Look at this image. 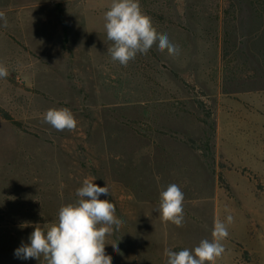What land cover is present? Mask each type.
<instances>
[{
	"label": "rangeland",
	"instance_id": "obj_1",
	"mask_svg": "<svg viewBox=\"0 0 264 264\" xmlns=\"http://www.w3.org/2000/svg\"><path fill=\"white\" fill-rule=\"evenodd\" d=\"M111 3L0 0V264H42L14 251L92 177L124 222L106 238L112 264H167L228 214L216 264H264V16L248 0H140L180 51L154 45L124 67L107 51ZM62 107L74 131L43 121ZM173 183L182 227L157 211Z\"/></svg>",
	"mask_w": 264,
	"mask_h": 264
},
{
	"label": "clouds",
	"instance_id": "obj_2",
	"mask_svg": "<svg viewBox=\"0 0 264 264\" xmlns=\"http://www.w3.org/2000/svg\"><path fill=\"white\" fill-rule=\"evenodd\" d=\"M3 27L8 26L7 15L0 11ZM107 39L112 42L107 49L113 61L127 67L138 54L146 55L155 45L161 53L179 55V46L173 44L166 33L154 27L150 16L145 14L140 0H112L105 13ZM9 75L0 64V79ZM43 121L57 131H74L78 121L67 107L48 109ZM96 179L85 178L76 190L79 198L75 203L60 207L58 219L50 226L34 225L28 243H21L14 251L19 259H36L42 264H112V257L106 254L107 236L119 231L123 221L115 214L116 206L101 195H110L109 187H100ZM184 193L179 185L169 184L160 192L159 216L165 223L177 227L184 224ZM234 223L231 214L226 222L214 221L212 239H203L194 249L172 251L165 249L167 264H216L225 252L222 241L229 236L228 226ZM119 251L117 244H111Z\"/></svg>",
	"mask_w": 264,
	"mask_h": 264
},
{
	"label": "trees",
	"instance_id": "obj_3",
	"mask_svg": "<svg viewBox=\"0 0 264 264\" xmlns=\"http://www.w3.org/2000/svg\"><path fill=\"white\" fill-rule=\"evenodd\" d=\"M248 5L252 7L254 12L260 17L264 16V0H248ZM0 115L3 119L10 120V118L6 114L0 113Z\"/></svg>",
	"mask_w": 264,
	"mask_h": 264
}]
</instances>
